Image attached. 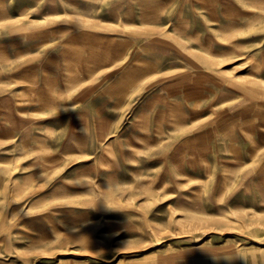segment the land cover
Instances as JSON below:
<instances>
[{
	"label": "rangeland",
	"instance_id": "rangeland-1",
	"mask_svg": "<svg viewBox=\"0 0 264 264\" xmlns=\"http://www.w3.org/2000/svg\"><path fill=\"white\" fill-rule=\"evenodd\" d=\"M0 264H264V0H0Z\"/></svg>",
	"mask_w": 264,
	"mask_h": 264
}]
</instances>
